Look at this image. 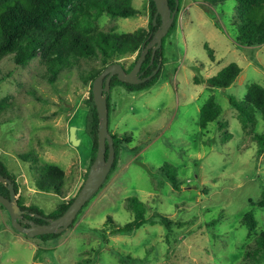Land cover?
Returning <instances> with one entry per match:
<instances>
[{"label": "rangeland", "instance_id": "rangeland-1", "mask_svg": "<svg viewBox=\"0 0 264 264\" xmlns=\"http://www.w3.org/2000/svg\"><path fill=\"white\" fill-rule=\"evenodd\" d=\"M132 5L138 16L105 15L95 28L117 34L149 30V0H132ZM233 8L231 3L214 8L203 0L181 2L176 27L165 36L159 80L141 91L111 88L109 131L127 133L129 142L119 144L116 166L104 184L72 226L48 240L15 230L0 204V264H264V258H244L254 234L241 224L243 215L253 211L257 231L264 230V151L255 139L264 134V120L256 113L243 128L228 102L230 96L244 99L252 83L264 87V44L237 43L221 15ZM136 57L115 60L129 67ZM231 63L241 72L228 89L210 87L197 77H214ZM100 68L97 59L84 58L50 83L38 59L26 66L12 55L0 60V159L19 185L17 198L44 216L75 197L86 179L89 72ZM210 96L222 112L202 128L200 109ZM72 126L77 127V145L69 140ZM24 153L63 171L61 193L36 188L31 160L20 157ZM165 164L180 190L158 173ZM130 197L145 205L148 222L132 235H110L108 216L117 226L134 219Z\"/></svg>", "mask_w": 264, "mask_h": 264}, {"label": "trees", "instance_id": "trees-1", "mask_svg": "<svg viewBox=\"0 0 264 264\" xmlns=\"http://www.w3.org/2000/svg\"><path fill=\"white\" fill-rule=\"evenodd\" d=\"M182 1L168 0L170 8L172 10L177 8V10L166 37L176 27L177 15ZM203 1L214 8L223 7L228 3L234 5V8L229 12L225 9L222 10L221 15L225 20L224 24L231 26V31L240 46L250 47L264 44V0ZM204 8L206 7L204 6ZM206 10L207 12L210 11L207 8ZM149 13V30L139 28L133 33L117 34L97 30L95 28L97 20L105 15L112 19L138 16L140 12L133 7L132 0H0V60L5 56L12 55L17 64L26 66L32 60L38 59L43 65V77L52 83L63 69L75 66L81 59L95 58L105 68L107 65L117 62L115 59L137 53L136 59L127 67L126 71H129L139 57L143 44L146 45L150 41L151 34L153 35L160 25L161 18L159 15L156 18V24L153 23L156 13L153 0H149ZM166 37L163 38L161 48L154 54L153 64H151L152 51L148 52L141 67V70H145L147 74H150L159 62L162 66ZM209 54L213 61L212 52L209 51ZM161 66L155 76L140 84L121 82L115 75L110 80V88L121 86L130 92L150 88L159 80ZM103 69L91 70L89 72L90 78L94 80ZM240 72L241 67L236 63H231L222 68L214 77L201 78L202 76L199 74L197 77H200L199 81H204L210 87L225 90L234 83ZM228 102L238 112L243 128H247V125L254 121L256 113H259L264 120V87L261 85L250 84L244 99L237 100L230 96ZM89 103L90 106L85 118V131L91 140L88 171L96 157L98 146V116L93 101L92 87ZM107 103L110 111L109 94ZM221 112V105L216 104L214 97L210 96L200 109V127L204 128L215 122ZM112 137L115 156H117L119 144L129 142V138L127 133H114ZM255 139L260 145L259 151H264V134H256ZM20 157L25 161L31 160L30 168L34 170L35 185L39 191L57 194L62 192L64 173L59 167L40 164L37 156L33 153H24ZM115 166L116 161L114 160L111 169H114ZM158 173L165 174L173 189L180 190L178 178L174 176L175 173L169 164L159 167ZM0 174L14 183V189L18 193L19 185L1 159ZM0 194L9 196V190L3 183H0ZM74 198L60 203L48 217L56 218L62 215ZM18 203L22 209L32 214L44 215L37 206L25 207L19 199ZM127 206L133 212L134 219L124 225L117 226L108 216L105 226L108 225L107 227L111 228L110 235H132L148 222L145 215V205L137 197L128 198ZM27 217L36 223H45V221L34 216ZM160 221L169 227L168 220L163 216L160 217ZM241 224L254 234L252 241L246 245L244 258L249 261L260 262L264 258V230L257 231L258 222L253 211H248L243 215ZM57 235L47 234L38 236V238L48 240L57 237ZM102 237L105 242L108 241L106 232H102Z\"/></svg>", "mask_w": 264, "mask_h": 264}, {"label": "water", "instance_id": "water-1", "mask_svg": "<svg viewBox=\"0 0 264 264\" xmlns=\"http://www.w3.org/2000/svg\"><path fill=\"white\" fill-rule=\"evenodd\" d=\"M153 2L156 7L153 23L154 25L156 24L158 15L161 18V22L156 32L153 35L151 34L152 38L150 41L146 45L143 44L141 53L131 70L126 72L122 63L114 62L107 65L93 80L92 96L98 116L97 154L89 168L83 186L66 211L56 218L34 214V217L45 221V223H36L26 217L27 211L20 207L14 183L0 174V183L5 184L9 190V197L0 194V204L7 210L11 226L26 237L34 238L41 235L64 232L74 223L79 212L106 181L115 160L114 140L109 131V109L107 103V96L111 91L110 80L116 75L121 82L140 84L155 76L160 69L161 62L156 65L149 75L140 78L142 64L150 50L152 51L151 63H153L154 54L161 48L163 38L168 34L175 18L177 8L172 10L168 0H153ZM76 130L77 127H70L69 140L73 145L80 143V140L76 137ZM28 214L31 215V213Z\"/></svg>", "mask_w": 264, "mask_h": 264}, {"label": "flooded vegetation", "instance_id": "flooded-vegetation-1", "mask_svg": "<svg viewBox=\"0 0 264 264\" xmlns=\"http://www.w3.org/2000/svg\"><path fill=\"white\" fill-rule=\"evenodd\" d=\"M122 64H123L124 68L127 70V67L125 66V64H124V63H122ZM151 64H153V63H151ZM129 71H130V70H129ZM129 71H126V72H129ZM147 75H149V74H147L145 70H141L140 78L146 77ZM8 197H9V196H8ZM24 210H25V209H24ZM26 211H27V210H26ZM28 213H30V212L27 211L26 217H27V216H33V215H34V214H32V213H31V215H29ZM47 217H48V216H47Z\"/></svg>", "mask_w": 264, "mask_h": 264}]
</instances>
